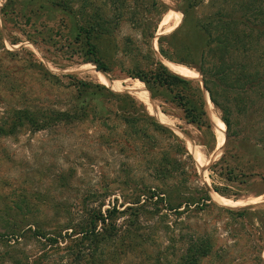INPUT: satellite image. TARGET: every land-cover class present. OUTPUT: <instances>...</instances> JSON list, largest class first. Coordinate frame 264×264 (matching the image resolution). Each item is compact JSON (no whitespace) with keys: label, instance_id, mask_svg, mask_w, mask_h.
Returning <instances> with one entry per match:
<instances>
[{"label":"rangeland","instance_id":"374dc122","mask_svg":"<svg viewBox=\"0 0 264 264\" xmlns=\"http://www.w3.org/2000/svg\"><path fill=\"white\" fill-rule=\"evenodd\" d=\"M226 1L0 0V116L23 108L43 119L88 108L81 121L0 137V264H70L65 243L55 241L65 218L114 207L125 234L108 264L177 259L184 223L213 239L201 264H264V215L238 214L264 211V89L257 95L220 87L223 113L198 69L208 45L201 23L230 14V7L220 10ZM175 31L162 43L171 55L175 50L172 61L159 39ZM88 38L107 72L92 62ZM160 64L173 74L170 65L189 71L178 75L202 90L215 143L187 122L175 93L134 78ZM157 125L167 130L155 133ZM202 188L206 205L189 215L171 211ZM97 253L96 261L105 258Z\"/></svg>","mask_w":264,"mask_h":264},{"label":"trees","instance_id":"16d2710c","mask_svg":"<svg viewBox=\"0 0 264 264\" xmlns=\"http://www.w3.org/2000/svg\"><path fill=\"white\" fill-rule=\"evenodd\" d=\"M190 5L197 6V0H189ZM232 6V7H231ZM230 7L231 13L219 16L218 13L210 17L207 21L201 23V29L208 37V45L200 55L198 69L203 76L204 85L210 94L212 102L222 109L223 113L227 108L223 109L219 105L217 96L223 90L220 87L237 89L243 94L249 92H258L264 89V0H234L230 5V0L226 1L220 8L221 11H228ZM186 16V12L184 13ZM174 33L162 36L159 39L160 52L169 60L175 59L171 47L167 50L162 46L164 40L172 39L176 35ZM89 34V33H88ZM89 54L92 56V62L101 71L107 72L108 67L99 58L96 47L88 38ZM209 47V48H208ZM208 48V50H207ZM174 49V48H172ZM176 53V52H175ZM184 63V61H179ZM186 63V62H185ZM158 69H153L148 76H134L150 87L154 85L165 87L171 93H175V99L178 106L183 109L185 119L188 123L196 125L200 130L210 133L213 142H216L215 133L212 131V124L209 122L207 112L205 110L203 93L200 88L191 89V81L186 77L173 74L163 65H159ZM86 85V89H90ZM105 89V88H104ZM260 97H264L262 92ZM88 108L74 109L73 111L54 112L51 117L40 119L44 113H33L26 109L19 108L12 113L0 116V137H9L19 134L27 126L35 128L36 131L46 130L51 126L56 127L59 124H71L76 121L84 120L86 110ZM147 119L153 120L146 114ZM228 130L230 129L229 120L223 118ZM130 123L136 127L134 122ZM167 129L162 125L154 128L155 133L165 132ZM143 133V130L139 132ZM150 138L149 134L145 135ZM172 171V169H170ZM215 191H219L215 188ZM201 196L190 195L184 198V201L178 205H170L171 211H175L178 215H187L195 211L196 206L205 204L210 201L207 191L202 188L199 191ZM197 194V193H196ZM167 196H169L167 194ZM185 206L183 212L179 210ZM24 213V209H20ZM26 211V210H25ZM229 214H235L234 211L225 210ZM82 214L80 218L69 216L67 224L57 233L56 243L60 245L65 243L64 251L71 255L67 263L70 264H108L111 258V250L116 243L124 236L125 230L118 224L119 212L117 208H113L107 213L98 210H91ZM238 214L245 216L247 214L264 215V211L248 212L242 211ZM184 225V226H183ZM190 223L182 224L181 234V254L175 260H168L167 264H201L202 260L208 257L213 250V239L201 228L195 229ZM71 231V234L67 231ZM176 225L167 226V234L171 241L176 240ZM66 232L64 235L63 233ZM45 237V238H44ZM43 238L46 239V236ZM53 241V239H52ZM69 241L71 245H68ZM83 247V248H82ZM130 244L126 246L129 248ZM105 257L101 261H96L98 251ZM129 250L127 249V252ZM129 253V252H128ZM92 260V262H90Z\"/></svg>","mask_w":264,"mask_h":264},{"label":"bare ground","instance_id":"6f19581e","mask_svg":"<svg viewBox=\"0 0 264 264\" xmlns=\"http://www.w3.org/2000/svg\"><path fill=\"white\" fill-rule=\"evenodd\" d=\"M177 23V22H176ZM177 25V24H176ZM170 67V69L172 70V71H174L175 73H177V74H186V72H189V71H187V69H183V68H179V67H176V66H173V65H170L169 66ZM144 87V86H143ZM132 90H133V88H132ZM134 91H135V93L137 94V95H139V97L141 98V99H143V97L146 95L145 94V91H144V89L142 88V87H136L135 86V89H134ZM145 98V97H144ZM147 99V98H146ZM219 128L217 129L218 130V136L219 137H221V140L223 141V136H224V128H223V126H222V124L219 122ZM224 143V142H223ZM222 203V202H221ZM242 204V203H241ZM223 205V204H222Z\"/></svg>","mask_w":264,"mask_h":264}]
</instances>
